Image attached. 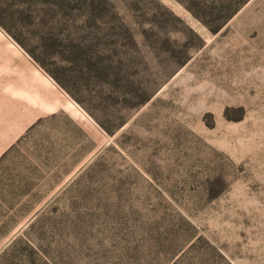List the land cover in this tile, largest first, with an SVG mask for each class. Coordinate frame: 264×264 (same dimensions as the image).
Returning a JSON list of instances; mask_svg holds the SVG:
<instances>
[{
    "label": "rangeland",
    "instance_id": "rangeland-1",
    "mask_svg": "<svg viewBox=\"0 0 264 264\" xmlns=\"http://www.w3.org/2000/svg\"><path fill=\"white\" fill-rule=\"evenodd\" d=\"M16 111L0 264H264V0H0Z\"/></svg>",
    "mask_w": 264,
    "mask_h": 264
},
{
    "label": "crops",
    "instance_id": "crops-1",
    "mask_svg": "<svg viewBox=\"0 0 264 264\" xmlns=\"http://www.w3.org/2000/svg\"><path fill=\"white\" fill-rule=\"evenodd\" d=\"M61 106H58L51 110L54 112L60 109ZM18 111L14 112L12 115L3 116L0 113V156L6 152L13 144L16 143L18 138L24 134V131L34 122V116L26 121H19V116H15Z\"/></svg>",
    "mask_w": 264,
    "mask_h": 264
},
{
    "label": "trees",
    "instance_id": "trees-1",
    "mask_svg": "<svg viewBox=\"0 0 264 264\" xmlns=\"http://www.w3.org/2000/svg\"><path fill=\"white\" fill-rule=\"evenodd\" d=\"M2 157H5V156H2ZM2 157H1V158H2Z\"/></svg>",
    "mask_w": 264,
    "mask_h": 264
}]
</instances>
